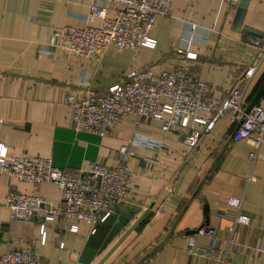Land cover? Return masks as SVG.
<instances>
[{
    "label": "crops",
    "instance_id": "1",
    "mask_svg": "<svg viewBox=\"0 0 264 264\" xmlns=\"http://www.w3.org/2000/svg\"><path fill=\"white\" fill-rule=\"evenodd\" d=\"M90 1L0 0V145L17 157L50 159L68 171L91 163L113 167L126 147L132 153L128 169L136 190L95 234L82 223L70 232L75 222L62 219L48 225L41 245L36 223L11 219L5 198L14 190L54 205L60 200L57 186L45 182L35 187L0 172V253L30 246L46 264H97L146 213L103 264H220L222 255L225 264H264V253L228 243L264 248V143L257 145L252 135L233 142L237 123H230L227 114L193 148L185 144L181 129L163 133L151 119L137 126L126 119L99 137L75 129L73 109L66 103L71 94L103 93L132 71H170L184 62L174 51L181 37L190 35L189 25L197 28L190 46L197 58L191 68L209 85V101L221 102L256 61L257 50L245 44L250 37L241 29L261 34L264 42V0H248L238 32L232 30V20L239 0H172V16L159 18L151 33L153 49L110 46L99 62L59 50L41 53L56 28L92 24L86 20ZM263 81L264 56L244 89L245 106ZM256 105L264 109V93ZM134 136L160 141L162 147L133 148ZM251 153L256 155L252 163ZM229 197L242 198L248 226L232 225L233 212L224 204ZM205 226L214 230L216 240L195 234ZM191 235L199 255L187 253Z\"/></svg>",
    "mask_w": 264,
    "mask_h": 264
},
{
    "label": "built area",
    "instance_id": "2",
    "mask_svg": "<svg viewBox=\"0 0 264 264\" xmlns=\"http://www.w3.org/2000/svg\"><path fill=\"white\" fill-rule=\"evenodd\" d=\"M109 9H113L114 14L109 15ZM171 10L172 0H91L86 20L92 24L56 28L47 49L40 52L59 50L80 59L99 62L110 46L119 51H136L142 47L153 49L156 41L151 33L156 21L161 17H171ZM96 21H99V25L94 26ZM188 28L190 35L181 37L174 51L184 62L170 71L154 73L148 68L132 71L103 93L68 95L66 103L73 109L75 129L105 137L126 119L135 126L144 119H151L160 124L163 133H169L173 128L181 129L185 132V144L193 148L211 133L217 119L227 114L230 123H237L231 134L233 142L252 135L257 145L263 144L264 109L255 105L244 114L243 92L264 56V42L251 37L246 39L245 44L257 50L256 61L241 72L237 86L216 103L208 99L209 85L191 68L190 62L197 58L196 53L190 51L195 41L192 32L197 28L195 25ZM132 143L133 148L162 147V142L140 136H134ZM121 153V160L113 167L91 163L86 168L68 171L55 167L50 159L17 157L1 144L0 172L3 175L35 187L45 182L53 183L60 194L59 203L53 205L36 195L28 196L11 190L4 202L11 219L36 223L41 245L46 242L48 225L62 219L75 222L70 225V232L76 233L77 223H82L90 227L91 234H95L97 227L115 215L117 207L136 190V183L128 169V159L132 153H128L126 147L121 149ZM255 157V153H251L248 160L252 163ZM248 181H254V177H249ZM242 202V198L229 197L224 204L233 212L232 225L246 227L250 219L241 211ZM227 231L231 232L232 226ZM195 234L217 239L214 230L208 226L196 230ZM228 243L231 247L264 253L262 247L254 249L230 239ZM59 247L63 248V244ZM187 253L190 256L200 254L192 235L187 239ZM219 262L225 264L223 255ZM0 264L46 263L27 246L0 253Z\"/></svg>",
    "mask_w": 264,
    "mask_h": 264
},
{
    "label": "water",
    "instance_id": "3",
    "mask_svg": "<svg viewBox=\"0 0 264 264\" xmlns=\"http://www.w3.org/2000/svg\"><path fill=\"white\" fill-rule=\"evenodd\" d=\"M248 0H239L237 8L235 10L233 20H232V30L234 32H238L240 30L242 17L244 14V10L247 6ZM241 32L248 37H252L255 39H260L262 37L261 34L256 33L254 31H251L246 28H242ZM264 93V81L250 100V102L245 106L244 114H247L253 106L257 104L259 99L262 97ZM146 213L141 215L130 227L129 229L122 235V237L114 244V246L110 249V251L97 263V264H103L105 260L110 256V254L125 240V238L134 230V228L142 221V219L145 217Z\"/></svg>",
    "mask_w": 264,
    "mask_h": 264
},
{
    "label": "trees",
    "instance_id": "4",
    "mask_svg": "<svg viewBox=\"0 0 264 264\" xmlns=\"http://www.w3.org/2000/svg\"><path fill=\"white\" fill-rule=\"evenodd\" d=\"M245 37H247V36H245ZM96 231H97V229H96ZM96 233V232H95Z\"/></svg>",
    "mask_w": 264,
    "mask_h": 264
}]
</instances>
